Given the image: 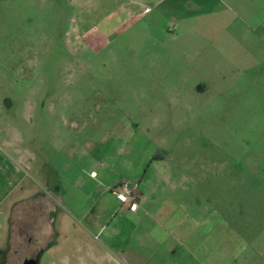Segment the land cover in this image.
Listing matches in <instances>:
<instances>
[{
	"label": "rangeland",
	"instance_id": "374dc122",
	"mask_svg": "<svg viewBox=\"0 0 264 264\" xmlns=\"http://www.w3.org/2000/svg\"><path fill=\"white\" fill-rule=\"evenodd\" d=\"M97 2L0 0V264H142L140 203L111 191L155 174L191 212L264 205V102L235 97V55L190 65L174 18Z\"/></svg>",
	"mask_w": 264,
	"mask_h": 264
},
{
	"label": "crops",
	"instance_id": "0c3cea01",
	"mask_svg": "<svg viewBox=\"0 0 264 264\" xmlns=\"http://www.w3.org/2000/svg\"><path fill=\"white\" fill-rule=\"evenodd\" d=\"M97 1V6L113 8L105 18H174L173 55L191 56L190 65L202 56V67L209 71L217 60L221 69L226 56L235 55V71L246 79L244 84L236 77L235 97L264 102V0ZM181 40L186 42L179 45ZM158 177L155 174V187L149 183L151 190L142 186V178L137 184L129 183L138 195L137 212L143 218L137 228L143 238L142 250L125 256L142 264H264V205L231 214L191 212L174 205L173 177ZM113 189L116 209L119 204ZM251 199L254 206H260L264 191H253Z\"/></svg>",
	"mask_w": 264,
	"mask_h": 264
},
{
	"label": "built area",
	"instance_id": "2783aa9c",
	"mask_svg": "<svg viewBox=\"0 0 264 264\" xmlns=\"http://www.w3.org/2000/svg\"><path fill=\"white\" fill-rule=\"evenodd\" d=\"M113 192L119 207H131L138 202V195L135 188L127 182H121L113 189Z\"/></svg>",
	"mask_w": 264,
	"mask_h": 264
}]
</instances>
